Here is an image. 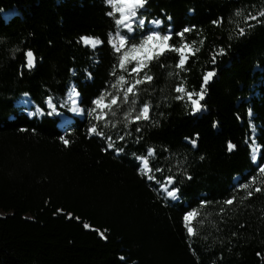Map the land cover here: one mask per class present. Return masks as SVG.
<instances>
[{
  "label": "trees",
  "instance_id": "16d2710c",
  "mask_svg": "<svg viewBox=\"0 0 264 264\" xmlns=\"http://www.w3.org/2000/svg\"><path fill=\"white\" fill-rule=\"evenodd\" d=\"M146 7L149 20H164L162 32L169 24L174 33L191 28L170 43H187L195 55L183 69L176 68L173 52L149 64L145 71L154 79L138 86L136 108L149 103V116L159 124L142 120L104 128L113 139L131 132L116 141L125 147L117 155L89 135L95 121L87 114L74 117L60 108L70 118L63 127L58 116L29 114L37 105L47 110L48 95L66 99L72 85L81 107L91 108L115 82L110 73L118 54L108 42L115 25L105 0H0V264H264V191L245 199L246 191L237 187V179L249 182L256 171L251 145L264 162V24L253 21L244 36L236 31L237 24L245 27V15L264 10V0H149ZM84 35L104 43L95 49L78 43ZM221 47L227 55L213 64ZM29 49L32 69L25 66ZM213 69L216 76L201 101L206 110L193 115L186 98L176 99L182 93L175 88L199 91ZM24 93L32 105L21 103ZM126 108L116 120H124ZM229 141L236 145L232 151ZM149 147L157 149L154 163L164 169L157 176L169 170L177 175L180 202L165 201L138 174L132 153L145 154ZM233 196L236 202L226 204ZM192 209L200 215L192 221L197 235L189 237L183 218Z\"/></svg>",
  "mask_w": 264,
  "mask_h": 264
},
{
  "label": "snow or ice",
  "instance_id": "6c2138e0",
  "mask_svg": "<svg viewBox=\"0 0 264 264\" xmlns=\"http://www.w3.org/2000/svg\"><path fill=\"white\" fill-rule=\"evenodd\" d=\"M105 4L109 6L110 10L106 15L114 18L115 31L109 33V44L112 46L114 52L118 54L117 64L113 66V71L110 75L114 76L115 82L106 88L102 93L97 96L92 104L91 108L85 109L81 107L83 101L79 99L80 92L77 91L76 86L72 85L67 92V98H57L52 95H48L44 101L47 105V110L40 106H35V110L29 113L32 116L35 115H62L60 108H67L69 111L75 114H87L91 116L95 123H92L88 129L89 135H95L104 140V151L112 150L115 154L120 155L125 152L124 146H117L116 141H125L126 136H130L131 132H124L119 134L113 139L112 135H106L104 128L111 126L116 128L119 124H123L127 127L130 124H135L138 121H150L153 124L158 125L159 121L151 120L149 112L151 105L147 102L140 106L137 111L136 105L139 99V93L141 89L138 88L146 82L153 81L154 77L145 71L149 64L153 61L159 60L166 52H173L178 55L176 62L177 69H183L188 58L195 55V50L189 51V45L187 43L179 46L170 43L172 36L175 34L178 37H183L185 32L191 31V28L185 27L182 31L173 32L171 25H168L166 32H162L160 26L164 23L163 19L155 18L149 20L146 16L149 5V0H105ZM0 11H3L0 9ZM241 10L237 9L234 13L235 16H241ZM168 21H171L172 17H166ZM264 10L257 12L255 15L249 12L244 16L245 27L236 25V31L238 36H244L247 34V30L252 29L255 24H264ZM223 20L221 17L217 21H213L214 24L220 23ZM147 24L152 25L151 28L146 27ZM195 27V26H192ZM139 33V35H137ZM129 43V41H137ZM115 41V42H113ZM78 43L82 42L85 46H89L95 49L97 46L104 43L101 39L95 36L84 35L81 36ZM227 55V50L221 47L218 52L213 55L212 62L216 63V56L224 57ZM26 64L28 69H32L35 66V56L32 50H26L25 52ZM164 65H161L163 67ZM121 70V73L126 72L127 75H117L116 68ZM72 71H75L73 69ZM173 75V73H169ZM87 76L91 78L92 74L87 73ZM216 76V70L207 71L203 76V83L199 91L187 90L183 84H178L175 91L182 93L178 95L176 99H187V102L191 106V113H201L205 111V105L201 103L204 100L207 91V85L209 80ZM131 77V79H129ZM24 100L22 103L27 107L32 105L34 101L31 99L29 93H24ZM131 97V99H130ZM55 101V102H54ZM127 105L128 107L123 111L124 120H116L117 113L120 109ZM247 114L250 118L249 126L253 134V139L256 135V126L251 122L253 116L252 109L247 110ZM215 126V124H214ZM26 130V129H25ZM35 131V129H33ZM141 128L137 127L136 132H141ZM197 138L199 134H196ZM60 139L67 146L70 144V140L61 136ZM141 137H136L138 143ZM191 145L195 148L197 144L196 139L190 140ZM228 150L232 151L236 148V145L231 141L228 142ZM250 159L254 165H256L255 173L251 174L248 178L249 182L240 183L237 179V187L240 190L246 191L245 199L253 196L254 192L259 193L264 191V188L257 183L258 179L261 184H264V162H258V151L256 145L250 146ZM157 149L155 147H149L146 149L145 154L132 153L137 163V172L148 181L155 184L154 191L162 197L165 201L180 202L182 199L181 185L178 183V177L176 174L171 173L158 177L157 174H163L164 169L155 165L154 158L156 156ZM204 157H201L203 159ZM178 172L186 177L187 180H191L192 177L187 173L185 169H178ZM236 202V197L233 196L225 201L226 204L232 205ZM201 205H206L209 202L207 200H201ZM62 211V210H58ZM223 213V209H221ZM71 214H69L70 216ZM199 212L196 209L189 210L184 215L185 226L189 237L197 235L196 229L192 226V221L199 216ZM203 223V221H201ZM87 228L88 225H85ZM101 237L105 240L107 236L104 232H100ZM193 251H195L193 249ZM257 256H261V253H257ZM222 258V257H221ZM121 261H125L126 258L120 256Z\"/></svg>",
  "mask_w": 264,
  "mask_h": 264
},
{
  "label": "rangeland",
  "instance_id": "374dc122",
  "mask_svg": "<svg viewBox=\"0 0 264 264\" xmlns=\"http://www.w3.org/2000/svg\"><path fill=\"white\" fill-rule=\"evenodd\" d=\"M113 42H115V41H113ZM98 47V46H97ZM96 47V48H97ZM189 51H191V50H193V48L192 47H189V49H188ZM130 99H131V97H130ZM22 103V102H21ZM124 106H127V105H124ZM128 107V106H127ZM70 113H71V115L72 116H74V117H80L81 116V114H75V113H72L71 111H70ZM55 116H58L60 119H61V124H60V127H63L64 125H66L67 123H69L70 122V118H68L65 114H63L62 113V115H55ZM257 151H258V156H259V147H257Z\"/></svg>",
  "mask_w": 264,
  "mask_h": 264
}]
</instances>
